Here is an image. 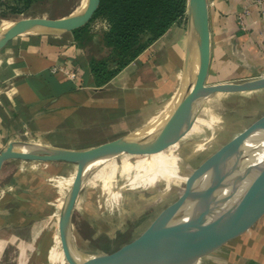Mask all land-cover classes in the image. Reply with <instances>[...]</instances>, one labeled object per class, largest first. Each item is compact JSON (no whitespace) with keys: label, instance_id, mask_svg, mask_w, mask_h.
Masks as SVG:
<instances>
[{"label":"crops","instance_id":"0c3cea01","mask_svg":"<svg viewBox=\"0 0 264 264\" xmlns=\"http://www.w3.org/2000/svg\"><path fill=\"white\" fill-rule=\"evenodd\" d=\"M208 1V82L264 76V12L255 6L243 28L238 13L244 0ZM64 62L77 67L78 78L51 71ZM198 62V39L187 17L100 86L89 69L88 51L76 45L72 31L7 35L0 39V151L15 139L85 148L126 134L139 119L160 114L182 95L195 79ZM100 136L101 142L88 145ZM177 160L176 148L127 159L123 172L133 173L129 188L150 189L161 180L169 188L180 175ZM71 164L14 158L5 163L0 173V264H71L59 224L76 175ZM120 195L114 193L117 201ZM198 264H264V213L233 229Z\"/></svg>","mask_w":264,"mask_h":264},{"label":"water","instance_id":"95a60500","mask_svg":"<svg viewBox=\"0 0 264 264\" xmlns=\"http://www.w3.org/2000/svg\"><path fill=\"white\" fill-rule=\"evenodd\" d=\"M98 0H86L78 14L49 19H15L0 25V39L21 32L61 33L86 23ZM187 19L198 39L199 62L194 81L160 114L126 134L85 148H66L15 139L0 151V173L9 159L64 161L77 164L73 185L60 215V235L71 264H131L155 240L165 242L161 264H198L231 237L233 229L247 226L264 213V114L252 122L213 159L225 161L202 184L199 168L189 176L184 191L164 207L136 237L111 252L81 250L74 241L73 216L87 174L123 154H154L179 140L188 130L180 124L195 117L199 104L219 92H246L264 88V76L234 82H208L211 31L208 0H188ZM174 134H162L178 126ZM212 159V163L216 161ZM241 192L234 203L226 196Z\"/></svg>","mask_w":264,"mask_h":264},{"label":"rangeland","instance_id":"374dc122","mask_svg":"<svg viewBox=\"0 0 264 264\" xmlns=\"http://www.w3.org/2000/svg\"><path fill=\"white\" fill-rule=\"evenodd\" d=\"M0 2L15 3L11 0ZM85 5L86 0H38L22 13H16L0 3V25L15 19L38 20L75 15ZM4 12L7 13L3 14ZM158 114L157 111L146 115L144 121L139 119L137 127H133L136 129L144 125ZM263 114L264 91L214 93L202 100L193 119L180 124L183 126L181 129L188 132L163 151L176 148L180 175H189L199 168L201 176L195 185L202 184L225 161L213 158ZM180 125L171 127L162 134H174V130ZM102 137H93L88 145L101 142ZM149 155L152 154H124L87 174L73 216L74 241L81 250L114 251L139 235L164 207L184 191L188 179H183L180 175L172 178L174 182L169 188L164 180L150 189L129 188V178L133 173H129V176L123 172L127 159L133 162ZM212 159L216 164L212 163ZM77 169V164H71V172H76ZM117 191L122 195L119 196V201L114 196ZM84 209L88 211L86 214ZM89 219L94 222L93 225L89 224ZM210 253L209 251L206 255Z\"/></svg>","mask_w":264,"mask_h":264},{"label":"trees","instance_id":"16d2710c","mask_svg":"<svg viewBox=\"0 0 264 264\" xmlns=\"http://www.w3.org/2000/svg\"><path fill=\"white\" fill-rule=\"evenodd\" d=\"M11 1L15 3H0L22 13L38 0ZM187 10L188 0H98L92 17L72 30L76 45L88 51V66L96 84L104 85L113 79L186 18Z\"/></svg>","mask_w":264,"mask_h":264},{"label":"bare ground","instance_id":"6f19581e","mask_svg":"<svg viewBox=\"0 0 264 264\" xmlns=\"http://www.w3.org/2000/svg\"><path fill=\"white\" fill-rule=\"evenodd\" d=\"M60 145V144H59ZM62 145V144H61ZM124 155V154H123ZM256 162L264 161V151L255 158ZM241 192H237L234 195L226 196V201L228 203H234ZM165 242L160 240L152 241L148 246L146 251L136 255L131 264H161L165 253Z\"/></svg>","mask_w":264,"mask_h":264},{"label":"built area","instance_id":"2783aa9c","mask_svg":"<svg viewBox=\"0 0 264 264\" xmlns=\"http://www.w3.org/2000/svg\"><path fill=\"white\" fill-rule=\"evenodd\" d=\"M214 1H212L213 3ZM257 6L264 12V0H244L243 9L238 13V20L243 28H246V18L251 15L253 8ZM53 73H64L70 79H76L79 76V70L70 62L60 63L51 67Z\"/></svg>","mask_w":264,"mask_h":264}]
</instances>
